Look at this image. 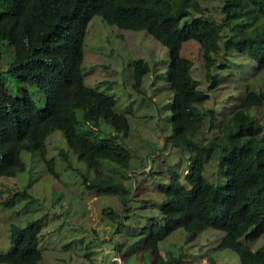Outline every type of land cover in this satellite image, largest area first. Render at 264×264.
Segmentation results:
<instances>
[{"label": "trees", "instance_id": "1", "mask_svg": "<svg viewBox=\"0 0 264 264\" xmlns=\"http://www.w3.org/2000/svg\"><path fill=\"white\" fill-rule=\"evenodd\" d=\"M202 1L0 0V60L3 43L13 50L9 64L0 66V177L25 170L24 151L39 155L47 170L57 175L47 140L59 129L68 146L60 148L61 158L70 166L68 151L72 152L94 174L82 173L86 188L116 193L130 209L131 188L101 163L127 170L132 159L131 142L126 140L130 123L124 113L114 110V94L86 84L84 38L90 20L99 15L109 25L146 32L168 52L170 64L163 75L172 92L169 143L186 156L188 172L183 180L174 176L164 188L159 213L141 227L134 242L115 243L114 248L127 256L136 253V264L189 262L185 249L178 253L168 249L165 255L160 250V243L180 228L187 244L203 231H221L219 246L236 251L238 264H264V249L253 250L240 241L244 236L252 241L264 235V120L257 114L264 92L246 88L243 95L239 91L237 100L229 102V111L218 113L211 134L206 128L214 109L202 106L209 91L220 84L223 75L215 69L224 51L246 54L264 69V0H222L219 16ZM191 40L202 49L207 88L194 75L193 61L182 52ZM224 61L220 69L229 67ZM132 68V88L146 98L141 85L151 67L137 58ZM6 76L15 81V93ZM30 88L41 91L40 102ZM214 159L225 167V185L219 176L207 178ZM24 193L18 191L2 204L12 207ZM109 210L104 213L111 220L121 218L113 207ZM9 230L11 248L0 254V262L40 264L42 221L12 223ZM216 262L210 259V264Z\"/></svg>", "mask_w": 264, "mask_h": 264}, {"label": "rangeland", "instance_id": "2", "mask_svg": "<svg viewBox=\"0 0 264 264\" xmlns=\"http://www.w3.org/2000/svg\"><path fill=\"white\" fill-rule=\"evenodd\" d=\"M221 1L202 2L219 16ZM10 48L8 44H2L1 67L11 61L13 50ZM182 52L193 61L194 75L200 79L201 86L207 88L199 43L193 40L185 42ZM137 58H143L151 67L141 85L147 93L146 98L132 88V62ZM224 59L229 67L220 69L219 64L224 63ZM169 64L168 52L151 35L140 29L109 25L99 15L92 17L84 38L82 66L86 84L114 94L117 100L114 110L124 113L131 127L130 136L126 138L132 147V159L127 170L108 161L101 160V163L107 172L123 179L131 188L130 199L133 200L130 209L125 208L116 193H96L86 188L82 183V173L90 177L94 174L72 152L68 151L72 161L70 166L61 158L60 148L68 149V146L61 131L55 129L47 142L48 157L53 158L57 175L47 170L39 155L24 151L21 157L25 170L13 176L0 177V254L11 248V224L24 225L31 218L43 223L40 247L44 256L40 264H103L117 252L114 248L116 242L123 245L127 240L134 242L141 227L159 213L164 188L169 186L174 176L183 180L188 172L186 156L169 143L172 92L163 75ZM220 71L223 75L219 77L220 84L209 91L210 97L202 103L203 107L214 109L211 126L209 124L206 128L208 134L215 131L213 125L217 123L218 113L229 111V102L237 100L239 91L243 95L246 88L264 92V69L258 68L255 60L246 54L233 52L227 55L224 51L216 62L215 72L219 74ZM6 80L15 93V81L9 76ZM30 91L34 100L40 102L41 91L34 88ZM257 114L264 120V104L258 107ZM261 137L264 138V131ZM175 170L178 175H175ZM206 175L210 180L219 176L218 180L223 185L226 183L225 167L219 159L211 162ZM18 191L25 193L16 197V204L12 207L2 204V200L13 197ZM108 207L118 211L121 218L114 221L105 215L104 209L110 211ZM223 234L215 229L201 232L187 244L185 230L180 228L160 243V250L165 255L168 249L177 253L185 249L189 260L185 264H210L211 258L218 264H238L236 251L219 246L218 240ZM240 241L253 250L264 249V235L252 241L244 236ZM120 253L128 264L137 262L136 253L129 256L124 251Z\"/></svg>", "mask_w": 264, "mask_h": 264}, {"label": "built area", "instance_id": "3", "mask_svg": "<svg viewBox=\"0 0 264 264\" xmlns=\"http://www.w3.org/2000/svg\"><path fill=\"white\" fill-rule=\"evenodd\" d=\"M103 264H128V261L120 252H115V254H112V257L109 261L104 262ZM136 264V263H133Z\"/></svg>", "mask_w": 264, "mask_h": 264}, {"label": "clouds", "instance_id": "4", "mask_svg": "<svg viewBox=\"0 0 264 264\" xmlns=\"http://www.w3.org/2000/svg\"><path fill=\"white\" fill-rule=\"evenodd\" d=\"M203 232H208V231H203Z\"/></svg>", "mask_w": 264, "mask_h": 264}]
</instances>
